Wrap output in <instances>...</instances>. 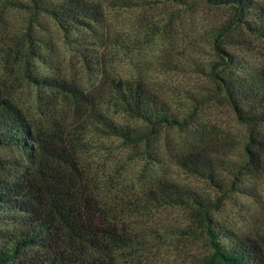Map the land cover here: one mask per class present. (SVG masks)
Listing matches in <instances>:
<instances>
[{
  "label": "rangeland",
  "instance_id": "1",
  "mask_svg": "<svg viewBox=\"0 0 264 264\" xmlns=\"http://www.w3.org/2000/svg\"><path fill=\"white\" fill-rule=\"evenodd\" d=\"M15 1L0 0V96L75 151L83 196L116 235L85 251V261L201 264L212 253L207 226L223 229L225 243L255 240L264 253V122L240 119L222 85L264 69V0H248L243 12L208 0H89L102 17L77 27L38 10L41 0ZM116 79L160 94L180 125L149 129L115 109L107 92ZM93 109L151 133L135 142L102 135ZM188 153L212 163L218 185L178 165ZM37 167L25 151L0 146V177ZM158 180L195 192L205 207H152L145 193ZM20 229L0 219V246Z\"/></svg>",
  "mask_w": 264,
  "mask_h": 264
},
{
  "label": "trees",
  "instance_id": "2",
  "mask_svg": "<svg viewBox=\"0 0 264 264\" xmlns=\"http://www.w3.org/2000/svg\"><path fill=\"white\" fill-rule=\"evenodd\" d=\"M2 1L10 6L17 4L15 0ZM168 1L183 4L188 0ZM208 1L236 5L235 9L240 12L249 2ZM34 5L64 26H85L91 21L99 22L102 17L99 5L89 0H41ZM42 83L58 84L45 78ZM222 85L226 99L240 119L253 124L264 122V69L242 77L226 78ZM107 98L115 109L146 123L149 129L181 123L160 94L138 81L111 80ZM93 114L102 135L135 142L151 133L119 124L98 109H93ZM0 146L25 151L39 169L37 173L23 171L14 179L0 177V219L21 226L9 244L0 246V264H92L85 261V251L102 246L104 240L116 235L113 228L95 217L93 203L83 196L77 176L80 173L74 164L75 151L66 147L60 136L34 128L21 109L5 96H0ZM248 152L255 158V152ZM177 162L190 173L218 185L212 163L202 155L188 153L180 156ZM54 168L57 174L58 170L63 171L62 176L54 175ZM145 200L152 207L189 206L198 214L205 207L195 192L160 180L146 191ZM206 232L212 253L201 264H264V253L255 240L242 237L225 243L222 239L229 237L223 229L207 226ZM29 247L40 251L26 255L25 249Z\"/></svg>",
  "mask_w": 264,
  "mask_h": 264
}]
</instances>
